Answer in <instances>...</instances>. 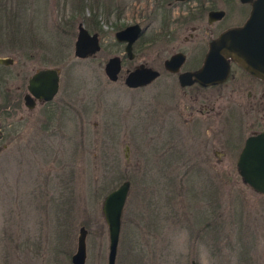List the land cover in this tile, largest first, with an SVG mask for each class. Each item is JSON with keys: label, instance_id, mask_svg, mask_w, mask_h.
I'll return each mask as SVG.
<instances>
[{"label": "rangeland", "instance_id": "1", "mask_svg": "<svg viewBox=\"0 0 264 264\" xmlns=\"http://www.w3.org/2000/svg\"><path fill=\"white\" fill-rule=\"evenodd\" d=\"M90 13L74 0H0V55L13 59L0 64V264H71L80 225L84 264H106L101 201L124 179L114 264H264V195L235 167L264 114L242 86L181 88L161 71L179 37L142 34L109 81L104 61L123 52L113 34H98L94 54L72 53ZM139 62L161 73L128 88L124 70ZM51 66L55 96L27 108L28 76Z\"/></svg>", "mask_w": 264, "mask_h": 264}, {"label": "water", "instance_id": "2", "mask_svg": "<svg viewBox=\"0 0 264 264\" xmlns=\"http://www.w3.org/2000/svg\"><path fill=\"white\" fill-rule=\"evenodd\" d=\"M240 1L250 2V11L246 19L240 25L228 27L210 42L200 68L193 72L180 73L178 75L180 84L189 83L190 80H187V76L190 74H193L194 79L201 84L221 81L228 71L226 57L264 80V49L261 57L253 49L254 46L250 45V32H264V0ZM217 13L221 15L222 10ZM78 28L79 34H76L73 40L72 53L74 56L82 58L98 50L99 44L96 34H87L81 26ZM136 28V25L127 26L114 34L117 41H126L124 51L128 57L131 56V42L138 35L134 34L137 31ZM181 61L182 55L177 52L164 59L163 64L166 69L175 71ZM12 62L11 56L0 55V64L7 65ZM119 69V59L116 55L109 56L103 64L104 75L109 80L117 78ZM157 74L156 69L140 63L124 74L123 82L129 87L141 86L155 78ZM57 86L58 72L55 67L38 68L31 72L27 78L26 92L22 95V102L27 108H31L34 105V99H50L55 94ZM235 167L242 182L253 191L264 195V127L244 138L235 159ZM128 187L129 181L122 180L116 187L110 189L101 201L100 211L107 231L106 264L115 263L120 215ZM85 235L86 228L80 225L77 229L75 249L70 255L71 264H84ZM190 264L195 263L191 260Z\"/></svg>", "mask_w": 264, "mask_h": 264}, {"label": "flooded vegetation", "instance_id": "3", "mask_svg": "<svg viewBox=\"0 0 264 264\" xmlns=\"http://www.w3.org/2000/svg\"><path fill=\"white\" fill-rule=\"evenodd\" d=\"M238 3L239 4H231V2L228 1L225 6H222L220 5L219 0H102V2L101 0H74L75 5L79 7L90 5L91 9L89 17L82 16L80 21L77 22L76 31L74 34H79L78 26H81L87 34H96L99 48L100 42L98 34H113L114 40L122 44V54L120 56L114 54L119 59L120 69L124 57L127 59H132L134 57V52L132 50L133 43L142 34H152V36H150V41L154 42L158 40V37L161 36H164L166 39L170 40L172 38L176 39L179 37V41H177V43L171 47L172 49L170 50L168 56L163 58L161 61V71L174 75L178 86L181 88L187 87L197 90L216 88L221 91V89L224 88L222 87L223 84L227 81H230L231 83L229 87L230 91L237 90L236 86H242L241 89H246L245 96L248 99V103H251L256 112L259 115H262L264 114V80L246 71L228 57L225 58L227 60L228 71L224 79L221 81L201 84L199 81L194 79L193 74L187 76V80H190L189 83L180 84L178 81V75L180 73L193 72L200 68L203 63L205 53L208 51L210 42L216 39L219 34H221L228 27L240 25L246 19L250 11V2L238 0ZM97 7L102 8L101 12L103 15L97 16V14L100 13H98L96 10ZM220 10H222L221 15L217 13V11ZM109 14L112 17V20L108 18ZM232 15H234L236 19H238L240 16L239 20L234 21L231 19L233 21H226V19ZM96 18H99V21L104 22L106 28L110 27V29H104L101 28L100 25H97ZM116 20L117 23H115ZM108 23L110 25H108ZM131 25H136L137 31L134 34L138 35L131 42V56L128 57L124 51V45L126 41H117L114 37V34L116 31L122 30L127 26L130 27ZM63 33L69 34V31H64ZM250 34V45L254 46L253 49H255L256 52L261 55L264 49V32H250ZM96 51L88 55L94 54ZM177 52L182 55V61L179 63L177 69L175 71L166 69L163 64L164 59H167L171 54ZM140 63L146 65L143 62H139L137 64ZM132 68H125V73ZM154 69L158 71V74L148 83L156 79L161 73L158 68ZM125 86L128 88L140 87ZM55 94L47 100L34 99V105L36 102L40 104H45L47 102L50 103ZM263 127L264 123L263 126L257 131ZM257 131L251 132L250 134H254Z\"/></svg>", "mask_w": 264, "mask_h": 264}, {"label": "trees", "instance_id": "4", "mask_svg": "<svg viewBox=\"0 0 264 264\" xmlns=\"http://www.w3.org/2000/svg\"><path fill=\"white\" fill-rule=\"evenodd\" d=\"M1 107H3V106H2V105H0V108H1ZM0 111H1V109H0Z\"/></svg>", "mask_w": 264, "mask_h": 264}]
</instances>
